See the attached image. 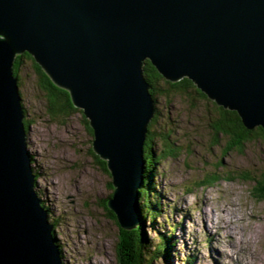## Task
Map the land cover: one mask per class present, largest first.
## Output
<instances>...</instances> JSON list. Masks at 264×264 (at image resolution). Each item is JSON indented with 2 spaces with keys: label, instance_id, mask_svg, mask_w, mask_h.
Segmentation results:
<instances>
[{
  "label": "water",
  "instance_id": "1",
  "mask_svg": "<svg viewBox=\"0 0 264 264\" xmlns=\"http://www.w3.org/2000/svg\"><path fill=\"white\" fill-rule=\"evenodd\" d=\"M25 51L88 118L115 185L107 205L126 230L140 221L156 112L147 59L171 81L192 79L247 128L264 127V0H0V264H63L34 191L13 69Z\"/></svg>",
  "mask_w": 264,
  "mask_h": 264
},
{
  "label": "rangeland",
  "instance_id": "2",
  "mask_svg": "<svg viewBox=\"0 0 264 264\" xmlns=\"http://www.w3.org/2000/svg\"><path fill=\"white\" fill-rule=\"evenodd\" d=\"M38 80L29 62L18 89L24 119L31 120L26 139L34 191L48 211L62 261L120 264L122 238L107 205L115 185L107 160L92 147L94 130L83 111L51 118ZM154 99L152 146L156 155L163 148L174 152L155 166L144 152V173L145 167L157 170L153 181L162 205L158 216L145 218L152 250L164 235L173 244L155 264H264V200L243 175L264 173V139L233 146L231 137L216 133L215 105L191 91Z\"/></svg>",
  "mask_w": 264,
  "mask_h": 264
},
{
  "label": "trees",
  "instance_id": "3",
  "mask_svg": "<svg viewBox=\"0 0 264 264\" xmlns=\"http://www.w3.org/2000/svg\"><path fill=\"white\" fill-rule=\"evenodd\" d=\"M29 62L31 63L35 73L39 78L38 82L40 88L45 90L47 93L48 112L51 118H58V120H60L73 111H82V109L77 108L74 105L69 91L56 85L43 69V67L40 66V64L36 61L35 57L28 51L18 54L14 62V74L18 77L19 81L22 69ZM143 69L144 75L151 84L150 92L156 99L160 94L173 96L179 91H191L193 94L201 95L208 99L209 102L214 104L219 114L214 120V128L216 129V133L217 135L220 134L229 138L231 137L233 140V146L240 148L243 147L246 142L251 141L252 139H264V127L257 126L252 129L247 128L236 110L228 109L222 105H218L214 100H211L206 93L199 89L194 81L189 77H183L177 81H171L163 76L149 59L145 61ZM85 116L86 115H83V119L88 123V119ZM24 124L26 129H28L29 125L31 124V120L25 118ZM88 127L92 132L93 129L90 126ZM150 127L151 126L149 124V131ZM148 133L144 144L145 157L151 158V161H153V165L155 166L156 162L158 163L160 160L165 158L166 155L170 154L167 152L171 151L163 148L156 155L154 147L152 146L150 133ZM168 142V139L164 140V146L167 145ZM156 172L157 170L153 167L150 169L145 167L144 181L142 182L138 191L139 194L137 195V210L140 221L135 228L130 230L122 228L118 222L116 214L112 209H110L111 214L117 220L122 238V242L120 244L121 247L119 249L120 264H155L154 260L156 256L160 254L159 252H165L167 247L170 248V245L172 244V240H168V237H165L164 235L162 238V243L156 247H153L152 250L151 239L147 233L148 226L145 220V218H147L146 216L151 214L152 218L154 219L156 216H158V213L161 212L162 206L159 203L160 199H158L160 196L156 195L158 194L156 192L157 185L153 181V176L155 177ZM243 175L245 178L255 182L254 186L252 187V193L261 200H264V173L259 175L253 173H244ZM152 228L154 229V226ZM53 235L55 236L54 232ZM130 241L132 242V245Z\"/></svg>",
  "mask_w": 264,
  "mask_h": 264
},
{
  "label": "bare ground",
  "instance_id": "4",
  "mask_svg": "<svg viewBox=\"0 0 264 264\" xmlns=\"http://www.w3.org/2000/svg\"><path fill=\"white\" fill-rule=\"evenodd\" d=\"M151 61V60H150ZM147 78V77H146ZM148 80V79H147ZM149 81V80H148ZM150 82V81H149ZM140 185H141V183H140ZM37 196V195H36ZM38 197V196H37ZM39 199H40V197H38ZM49 220V219H48ZM49 223H50V221H48ZM51 224V223H50ZM52 226V225H51ZM217 235V234H216ZM57 243V242H56ZM242 243H244V242H242ZM207 244V243H206ZM61 256V255H60ZM62 259V258H61ZM194 260V259H193ZM193 260L191 261V263L193 262ZM63 262V261H62Z\"/></svg>",
  "mask_w": 264,
  "mask_h": 264
}]
</instances>
